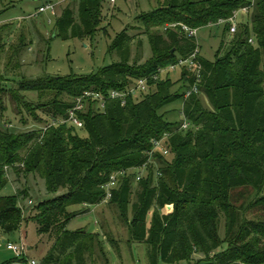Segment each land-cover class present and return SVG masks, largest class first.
Listing matches in <instances>:
<instances>
[{"label": "trees", "instance_id": "1", "mask_svg": "<svg viewBox=\"0 0 264 264\" xmlns=\"http://www.w3.org/2000/svg\"><path fill=\"white\" fill-rule=\"evenodd\" d=\"M74 1L75 6L67 5L56 16L55 36L84 37L100 29L105 0ZM248 4L158 0L156 8L137 16L152 50L146 61L132 59L135 37L125 28L110 47L118 55L114 64L91 75L25 78L17 87L8 85L10 67L13 62L20 65L16 58L26 46L27 34L22 31L17 45L10 46L6 35L11 26L0 24V59L9 52L5 70L0 66V231L20 228L25 214L19 202L30 195L23 185L17 195L2 194L11 173L18 183L33 174L45 180L49 193L59 194L36 205L26 219L36 222L40 236L53 241L40 264L95 263L97 250L105 252L102 234L71 230L68 224L101 205L116 176L108 201L119 206L130 240L151 246V264H264V217L243 218L234 202L235 191L252 187L259 198L263 196L258 204L264 207V0L256 1L232 41H222L221 58L213 61L201 55L204 71L197 93L185 97L196 79L188 71L182 70L177 81L171 77L173 71L160 72L198 46V39L181 25L166 29L167 24L200 29ZM34 30L41 33L38 27ZM224 30L230 31L228 24ZM142 78L148 79V90L129 95L125 103L108 98L100 108L98 101L90 100L79 112L83 127L51 125L53 119L67 118L86 91L109 96L112 90L127 91ZM179 81L182 85L175 89ZM26 91L47 100L35 106ZM8 94L18 109L29 112L33 127L18 129L4 120ZM178 100L183 119L171 120L168 115L177 109L166 107ZM185 119L191 123L187 129L182 128ZM79 129L88 135L81 136ZM162 138L168 154H151L153 141ZM77 206L85 209L71 210ZM222 217L226 240L219 232Z\"/></svg>", "mask_w": 264, "mask_h": 264}, {"label": "rangeland", "instance_id": "2", "mask_svg": "<svg viewBox=\"0 0 264 264\" xmlns=\"http://www.w3.org/2000/svg\"><path fill=\"white\" fill-rule=\"evenodd\" d=\"M56 3V13L50 10L39 12V8L47 3ZM74 0H0V24H10V33L6 35L8 43L17 45L22 31L27 34L26 46L21 49L19 57L10 67L12 76H9V86L17 87L18 83L27 79H37L44 75H91L100 69L110 66L118 61L116 52H111L110 47L114 40L125 28L135 37L132 45V59L138 58L141 62L146 61L152 55L151 46L144 34L143 24L137 19L142 12H148L158 6V0H105L101 14L100 29L93 35L63 39L53 34L57 17L62 10ZM37 25V26H36ZM39 28L41 33L35 32ZM226 29V28H225ZM32 31V33H31ZM33 34V37H32ZM33 38V39H32ZM230 31L221 26H206L198 31V41L202 55L208 60H216L219 55V47L224 40L232 41ZM142 44L139 46V42ZM9 52L1 55L0 66L5 70ZM182 70L177 69L171 73L174 80H179ZM182 85L179 81L175 86L178 89ZM24 95L35 106L47 100L40 98L34 91H26ZM42 99V100H41ZM5 111L4 120L12 122L18 129H29L34 126L29 112L26 109H18L17 103L10 94L4 97ZM182 101L178 100L169 104L166 108L177 109V112L168 115L171 120L183 119L180 113ZM39 116L46 117L38 110ZM1 123V121H0ZM81 136H87L84 129L78 130ZM146 172L143 176L146 177ZM17 175L11 173V181L2 190L3 195H17L18 189L29 187L30 195L20 200L19 204L24 211L25 221L22 226L10 233L0 232V264H28L31 259L42 262L53 246V241L47 236H40L37 224L28 219L32 209L44 200L56 197L59 194L49 193L46 190L45 180L30 174L27 178L17 182ZM63 191L60 192V194ZM234 202L244 212L243 218L248 220H261L264 217V207L258 204L262 200L257 196L256 189H239L235 191ZM83 207H72L71 210L78 212ZM29 221V222H28ZM71 230L86 229L90 232L101 233L104 239V254L97 250L96 262L89 264H151V246L146 243L132 242L128 230V222L122 218L117 204L109 201L101 205H95L86 213H80L68 224ZM25 231V233H23ZM220 236L226 240V224L222 217L220 223ZM25 240L30 243L32 249H27L25 255L18 257L14 250L8 248L9 243L22 245ZM26 243V242H25ZM226 246H223L224 249ZM221 249V250H222ZM200 257V254H197ZM159 264H167L160 261Z\"/></svg>", "mask_w": 264, "mask_h": 264}, {"label": "built area", "instance_id": "3", "mask_svg": "<svg viewBox=\"0 0 264 264\" xmlns=\"http://www.w3.org/2000/svg\"><path fill=\"white\" fill-rule=\"evenodd\" d=\"M111 1L115 2L116 0H111ZM247 1H249V4L241 7L238 10H236L232 16H230L227 19H220L219 22H217L215 24H211L210 26L212 27L214 25L228 24L230 27V34L234 35L238 31L240 23L245 21L247 18H249L252 15V12L255 8L257 0H247ZM56 8H57V4L50 2V3H47L45 5H42L39 8V12H47L48 10H50L53 14H55ZM178 25H181L182 30L185 31L189 36L195 37L198 39L199 29L198 28H192V27H190L186 24H183V23L167 24L166 29L169 27L175 28ZM250 42L254 43L253 37L250 38ZM201 53H202V50H201V46H200L199 41H198L197 48L190 55L185 56V57H180L176 63H173V64L169 65L168 67L162 68L160 70L161 73H163L165 71H169V70L175 71L177 69L186 70L193 77L196 78L193 86L185 94L186 99L189 98L193 93H197L199 91L198 86H199V83L201 82V80L203 78V71H204V65L200 60V57L202 55ZM147 90H148V79L142 78V79H139L135 83V85H133L127 91L112 90L110 92L109 96H104L100 93H95L92 91H86L82 96H80L76 99L75 105L70 109L69 116L67 118L53 119L51 121V125H56V124L68 122L70 124L76 125L77 127H83L84 122H83L82 118L79 116V112L86 110L90 100L98 101V103H99L98 106L100 108H104L106 100L108 98H112V99L113 98H115V99L120 98V99H122L123 103H125L126 99L129 95L136 94L139 91L146 92ZM4 126L5 127H12V124H10L8 122H4ZM190 126H191V123L188 122L187 119H185L183 124H182V128L187 129ZM157 150L162 151L164 154H168L169 150L164 145V138L157 139V140L153 141V150H152L151 154H153ZM141 177L142 176H138V179H141ZM116 183H117L116 176H112V181L110 182V184L107 185V198L104 202H107L112 197L111 188H113L116 185ZM8 248L11 250H14L18 257L25 255L27 252V248L24 244L18 245V244H14V243H9ZM28 264H40V262H38L35 259H31L28 262Z\"/></svg>", "mask_w": 264, "mask_h": 264}, {"label": "crops", "instance_id": "4", "mask_svg": "<svg viewBox=\"0 0 264 264\" xmlns=\"http://www.w3.org/2000/svg\"><path fill=\"white\" fill-rule=\"evenodd\" d=\"M28 222H29V221H28ZM21 226H22V225H21ZM21 226H20V227H21ZM0 232H2V231H0ZM23 233H25V231H23ZM25 242H26V243H25ZM25 242H24L23 244L26 246V248L29 249V250L32 249V246L30 245V243H28L26 240H25Z\"/></svg>", "mask_w": 264, "mask_h": 264}]
</instances>
